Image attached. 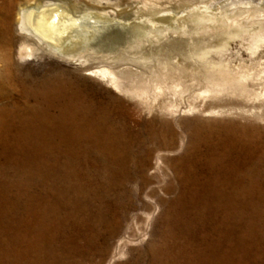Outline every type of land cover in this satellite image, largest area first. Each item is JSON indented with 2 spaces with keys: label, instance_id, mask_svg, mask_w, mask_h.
Wrapping results in <instances>:
<instances>
[{
  "label": "rangeland",
  "instance_id": "rangeland-1",
  "mask_svg": "<svg viewBox=\"0 0 264 264\" xmlns=\"http://www.w3.org/2000/svg\"><path fill=\"white\" fill-rule=\"evenodd\" d=\"M13 1L0 264H264V1L52 0L131 23L73 56L19 52L41 0ZM103 63L144 74L139 95L88 74Z\"/></svg>",
  "mask_w": 264,
  "mask_h": 264
},
{
  "label": "bare ground",
  "instance_id": "bare-ground-1",
  "mask_svg": "<svg viewBox=\"0 0 264 264\" xmlns=\"http://www.w3.org/2000/svg\"><path fill=\"white\" fill-rule=\"evenodd\" d=\"M57 1L41 0L29 3L21 9L19 20L13 27L11 35L14 37L13 44H16V42L24 43L23 41L28 43L19 47V52L31 55L41 50L53 55L58 53V56H60L63 53L69 56L72 55V52L69 51L70 48L77 46L78 43L90 40L92 42L91 34L97 36L93 30L96 31L97 28L106 30L104 35H98L101 39L104 36H110L112 31L122 33L123 29H126L131 24H128L127 21L116 20L115 18L103 21L102 19L95 18V14L91 15L80 10L81 8L68 7ZM256 1L260 4L264 0ZM13 3V0H9L2 6L5 7V12L8 15L4 17L5 28H1L0 26V29L4 33L8 32V34L11 33L12 28L11 12L14 9ZM87 8L89 9V7ZM163 18L164 16H159L155 17V19L152 18V20L155 24H159ZM111 28L114 29L111 30ZM67 50L68 52L64 53ZM97 67L100 68H88V74L110 82L125 93L139 95V92H137L138 88L132 86V81L135 79L134 75L138 77V79H135L136 81L144 77V74L140 73V71L132 68L116 69V67L105 63L97 64ZM224 85L226 83L222 82L217 88H211L209 91L212 94H220V92H223Z\"/></svg>",
  "mask_w": 264,
  "mask_h": 264
}]
</instances>
